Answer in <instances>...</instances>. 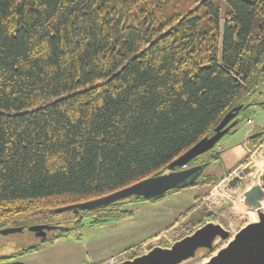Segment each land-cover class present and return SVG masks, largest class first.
Returning a JSON list of instances; mask_svg holds the SVG:
<instances>
[{"label":"trees","instance_id":"16d2710c","mask_svg":"<svg viewBox=\"0 0 264 264\" xmlns=\"http://www.w3.org/2000/svg\"><path fill=\"white\" fill-rule=\"evenodd\" d=\"M263 61L264 0H0V227L52 225L163 173L233 108L251 119ZM126 200L66 211L49 241L131 217Z\"/></svg>","mask_w":264,"mask_h":264},{"label":"rangeland","instance_id":"374dc122","mask_svg":"<svg viewBox=\"0 0 264 264\" xmlns=\"http://www.w3.org/2000/svg\"><path fill=\"white\" fill-rule=\"evenodd\" d=\"M258 92L261 95L255 94L249 97L250 104L253 99H264V82ZM245 113L253 119L252 125L254 123L256 130L264 129V109L262 107L253 104L245 110ZM241 124L243 131L248 128L245 120H242ZM220 142H223V139ZM253 143L250 139L247 152L242 159L246 161L236 164L243 165L240 168L243 169L244 164L248 162L250 170L244 175L240 184L233 189L228 188L227 185L228 181L237 175V170L224 175L219 163L212 162L202 172L200 179L204 183L199 186H190L176 193H166L161 199L131 197L124 201V207L132 210V215L118 222L94 226L90 225L93 220L87 218L82 222L84 224L82 228L75 229L64 237L43 242H40L32 231L27 230L0 236V257L12 256L7 261L10 264H97L99 260L109 259L111 256L118 257L120 261L130 259L133 255L144 254L147 248L167 247L184 234L188 232L190 234L196 229L193 228L190 220L192 212L203 215L213 213L215 220L212 221L221 224L233 237L235 232L246 225L251 212L254 211L244 205L242 195L252 186L260 183V175L264 171V144L255 147ZM211 151L218 152L216 147ZM201 157L203 160L208 161L209 159L208 153L202 154ZM213 179L217 182L211 184ZM262 205H264V200ZM19 220L27 226V229L31 225L44 224L36 220L34 216ZM53 220L52 224L72 228L71 225L76 219L73 218L71 212H63L54 216ZM56 234L58 230L48 232L47 239ZM215 243L221 248L225 247L226 241L221 242L218 239ZM213 253L207 254L202 251L180 264H202Z\"/></svg>","mask_w":264,"mask_h":264},{"label":"water","instance_id":"95a60500","mask_svg":"<svg viewBox=\"0 0 264 264\" xmlns=\"http://www.w3.org/2000/svg\"><path fill=\"white\" fill-rule=\"evenodd\" d=\"M261 70H264V61ZM258 104L261 105V103ZM241 109L242 105L233 108L230 113L221 119L219 125L214 128L213 134L198 140L186 152L169 163L166 166L167 170L163 173L143 178L128 187L108 193V195L97 199L63 206L56 209L55 212L61 214L66 211H72L75 215L79 210L86 211L131 197L141 199L161 198L169 190L184 188L194 184L204 169V165L198 164L185 167L199 155L211 151L224 136L231 133V129L238 125V120H234V117ZM249 170V165H246L228 181L227 187L233 189L240 184L242 178ZM242 198L244 205L250 209H257L261 206L264 200V171L260 175V183L245 191ZM257 212V221H248L246 225L235 232L233 237L221 224L206 221L190 235L178 239L167 247L156 246L147 248L144 254L137 255L132 259L122 260V262L117 264H180L195 257L199 252L205 251V253L211 254L214 250L216 251L202 264H264V211L257 209ZM58 228H60L59 225L44 223L31 225L27 230L34 232L35 237L39 238L40 242H43L47 240L48 232ZM21 230V226L18 228L7 227L0 230V233L7 235ZM215 239H220L221 242L226 241L225 247L217 249V245L214 243Z\"/></svg>","mask_w":264,"mask_h":264},{"label":"crops","instance_id":"0c3cea01","mask_svg":"<svg viewBox=\"0 0 264 264\" xmlns=\"http://www.w3.org/2000/svg\"><path fill=\"white\" fill-rule=\"evenodd\" d=\"M247 119L245 120V123L248 128H245V130L243 131L241 128L242 124L240 123L241 125H237L236 128L232 130L230 134L222 138L223 142H220V144L216 146V150L220 152V160L218 161V163L220 169H222L223 173L225 174L230 169H233V167L243 159L245 153L247 152V146L249 144L250 137L253 135L254 132H256L254 123L252 126H249L247 124ZM251 120L253 121V119ZM232 154L234 155L232 156ZM104 259L105 258L101 260Z\"/></svg>","mask_w":264,"mask_h":264},{"label":"flooded vegetation","instance_id":"af4514ba","mask_svg":"<svg viewBox=\"0 0 264 264\" xmlns=\"http://www.w3.org/2000/svg\"><path fill=\"white\" fill-rule=\"evenodd\" d=\"M259 96V95H258ZM258 103H261V105H259ZM257 105V106H259V107H264V99L263 98H260V99H258V100H255V99H253L252 100V102H251V105ZM264 109V108H263ZM256 132H254L253 133V135L250 137V139H252V141L254 140L253 138L254 137H258L259 136V133H262L263 132V130H255ZM261 135V134H260ZM198 164H201V165H204V169H206L207 168V166H209V164H210V161H207L206 159H204L203 160V157H201V155H199L197 158H195L193 161H191L190 163H189V165L188 166H194V165H198ZM248 163H245L244 165L246 166ZM241 166H243V165H236V167L234 166L233 167V169H230L228 172H230L229 174H231L232 172H233V170H237V173L241 170L240 168H241ZM204 169L202 170V172L204 171ZM202 172L200 173V175L202 174ZM226 172V171H225ZM228 172L225 174V175H227L228 174ZM199 175V176H200ZM230 176V175H229ZM150 200H152V199H150ZM57 225V224H56ZM59 226H60V228H58V229H55V230H58V231H62L64 228H69L68 226L66 227V225H60V224H58ZM22 227V230L21 231H18V232H24V230H27V226L26 225H20V224H18V225H16V222H13V224L12 225H9V226H7V227H14V228H18V227ZM7 227H5V228H2V227H0V230H2V229H6ZM70 229V228H69ZM28 231V230H27ZM18 232H16V233H18ZM189 233V232H188ZM188 233H186V234H184L182 237H184V236H186V235H188ZM12 234H15V233H12ZM33 234H34V232H33ZM7 235H10V234H7ZM7 235H3V234H1L0 233V236L1 237H3V236H7ZM35 235V234H34ZM181 237V238H182ZM39 239V238H38ZM180 239V238H179ZM47 240H49V239H47ZM175 242V241H174ZM217 248H219V247H217ZM137 256V255H136ZM9 258H12V257H10V256H8V257H0V264H10L9 262H7L8 261V259ZM4 261H6V262H4ZM20 264H22V263H20Z\"/></svg>","mask_w":264,"mask_h":264},{"label":"built area","instance_id":"2783aa9c","mask_svg":"<svg viewBox=\"0 0 264 264\" xmlns=\"http://www.w3.org/2000/svg\"><path fill=\"white\" fill-rule=\"evenodd\" d=\"M252 122L253 121L251 119H247V123L248 124L252 125ZM122 260L120 261V259L118 257H116V256H111V258L105 259V260H101L97 264H117V263L122 262Z\"/></svg>","mask_w":264,"mask_h":264},{"label":"bare ground","instance_id":"6f19581e","mask_svg":"<svg viewBox=\"0 0 264 264\" xmlns=\"http://www.w3.org/2000/svg\"><path fill=\"white\" fill-rule=\"evenodd\" d=\"M188 166H186L185 168H187ZM250 209V208H249ZM257 209H260V210H263L264 211V205H262L261 204V206L259 207V208H257ZM257 209H250V210H254V211H252L251 212V217L249 216V221L250 222H255V221H257V219H258V212H257ZM241 210V209H240ZM253 217V218H252ZM255 217V218H254ZM198 228H196V229H194L193 231H191L190 233H192V232H194L195 230H197ZM188 235H190V234H188ZM218 239H215V241H214V243L217 241ZM141 255V254H140Z\"/></svg>","mask_w":264,"mask_h":264}]
</instances>
